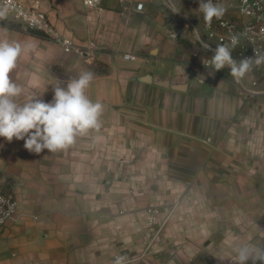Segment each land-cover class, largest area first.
Wrapping results in <instances>:
<instances>
[{"label": "crops", "instance_id": "1", "mask_svg": "<svg viewBox=\"0 0 264 264\" xmlns=\"http://www.w3.org/2000/svg\"><path fill=\"white\" fill-rule=\"evenodd\" d=\"M24 1L87 51L65 52L0 7L11 21L0 24V40L25 46L11 73L21 99L51 101L57 82L88 71L87 95L103 112L98 130L55 153L0 137V188L19 205L16 220L0 227V264H109L115 254L140 256L131 264H236L239 246L264 248V93L251 83L258 71L246 72L243 89L229 69L204 67L206 50L192 32L166 25L158 0H102L91 9L84 0ZM173 202L143 254L151 234L144 209L161 206L162 220Z\"/></svg>", "mask_w": 264, "mask_h": 264}, {"label": "clouds", "instance_id": "2", "mask_svg": "<svg viewBox=\"0 0 264 264\" xmlns=\"http://www.w3.org/2000/svg\"><path fill=\"white\" fill-rule=\"evenodd\" d=\"M98 2V0H97ZM93 0H85L91 6ZM199 12L210 25L213 19H220L226 9L214 0H199ZM195 31V30H194ZM197 38H199L197 34ZM238 36L233 35L230 43L217 44L214 56L205 60L214 71L230 68L234 78H242L253 64L264 63V53L254 49V56L240 61L233 59L232 53L238 44ZM204 47H207L205 44ZM25 51L20 42L0 40V137L7 141L23 140L24 147L35 154L44 150L55 153L72 146L77 137L90 130L100 128L103 105L87 95L93 73L85 71L77 78L57 82L51 101H44L40 95H31L22 100L24 88L16 83L11 73L17 68L18 61ZM236 251V264H264V248L251 245L239 246ZM126 257L117 256L113 264H125Z\"/></svg>", "mask_w": 264, "mask_h": 264}, {"label": "built area", "instance_id": "3", "mask_svg": "<svg viewBox=\"0 0 264 264\" xmlns=\"http://www.w3.org/2000/svg\"><path fill=\"white\" fill-rule=\"evenodd\" d=\"M102 0H93L91 6L84 4L87 8H95L101 4ZM230 14H224L220 19H213L210 25L205 23L202 27L193 26V38L195 42L201 45L206 54L200 58L201 64L209 69H213L210 63L205 65L204 61L211 59L217 48V44L230 43L233 35L238 36V44L232 53L233 59L240 61L244 58L254 56V49L257 52L264 53V0H229ZM0 7L9 13L13 18L21 21L28 29L41 31L44 34L51 36L59 43L65 52H86L87 50L79 45H76L70 38L59 34L47 14L36 7L27 5L24 0H0ZM143 7V3L137 5L138 9ZM195 30V31H194ZM173 38H180L181 31H172ZM197 34L199 38H197ZM207 47H204V45ZM94 43L88 45L87 48L93 46ZM126 61H135L137 56L133 53H124L122 55ZM230 70L227 66L224 67ZM223 68V69H224ZM219 70L218 72L222 71ZM214 70V69H213ZM250 70H256L259 77L251 80L252 85L260 83L261 92L264 93V63L260 65L253 64ZM231 71V70H230ZM235 81L244 89V76ZM250 93H255L254 90H249ZM18 201L12 192L0 188V227H4L12 221H15L18 215ZM147 222L148 225L155 230L159 208H149ZM115 255L109 264H113ZM134 258H126L125 264H130L135 261ZM17 264V263H10ZM23 264H39L32 261H27ZM179 264H186L180 262Z\"/></svg>", "mask_w": 264, "mask_h": 264}, {"label": "rangeland", "instance_id": "4", "mask_svg": "<svg viewBox=\"0 0 264 264\" xmlns=\"http://www.w3.org/2000/svg\"><path fill=\"white\" fill-rule=\"evenodd\" d=\"M158 3L156 6L160 9H164L166 14H165V23L166 25L173 29L176 28L183 29V31H186L187 33L193 31V26L197 27H202L200 25L201 22L204 21L203 14H200L198 7H199V0H158ZM214 3L221 4L225 9H229V0H214ZM185 9V10H184ZM3 12L2 9H0V19H3L5 22H11L7 18H3L1 16V13ZM12 21L18 22L15 20L13 17H11ZM185 33L181 34V37L184 38ZM194 39V38H193ZM189 42V40H186ZM188 44V43H187ZM179 203L178 202H173L170 206H168V214H164V218L160 220V216L162 214L161 206L156 205V204H151L147 206L144 209L145 213V223L147 227L149 228V232L151 233L150 236L147 239H144L143 241V254H147L150 252V250L154 247L156 244L157 240L159 239L162 230L164 229L165 225L168 223L169 219L171 218L172 214L176 211L178 208ZM149 208H159L160 209V214L158 215L157 218V223L155 225V230H153L147 222L148 218V210ZM120 256L119 254H115ZM114 255V256H115ZM112 257V259L114 258ZM126 258H134V259H139L140 256H125ZM135 260V261H136ZM112 261V260H111ZM132 261L131 263L135 262ZM130 263V264H131Z\"/></svg>", "mask_w": 264, "mask_h": 264}, {"label": "trees", "instance_id": "5", "mask_svg": "<svg viewBox=\"0 0 264 264\" xmlns=\"http://www.w3.org/2000/svg\"><path fill=\"white\" fill-rule=\"evenodd\" d=\"M0 24H9L8 22H5V21H3V20H0ZM30 31L32 32V33H35V34H39V35H43V36H47L46 34H44L43 32H41V31H37V30H33V29H30Z\"/></svg>", "mask_w": 264, "mask_h": 264}, {"label": "water", "instance_id": "6", "mask_svg": "<svg viewBox=\"0 0 264 264\" xmlns=\"http://www.w3.org/2000/svg\"><path fill=\"white\" fill-rule=\"evenodd\" d=\"M188 76H189V73H188V72H185V73H184V76H183V79L185 80V83H186V80L188 79ZM154 83H158V82L154 81ZM183 83H184V82H183ZM185 83H184V84H185ZM158 84L163 85L162 83H158ZM172 85H173V84H172ZM172 85H171V86H172ZM163 86H164V85H163ZM165 86H167V84H165ZM178 86H179V85H178ZM180 86H181V85H180ZM180 86H179V87H180ZM181 89H182V90L185 89V88H184V85L181 86Z\"/></svg>", "mask_w": 264, "mask_h": 264}]
</instances>
